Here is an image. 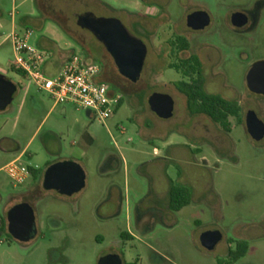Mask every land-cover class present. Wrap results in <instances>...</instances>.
<instances>
[{
    "label": "rangeland",
    "instance_id": "374dc122",
    "mask_svg": "<svg viewBox=\"0 0 264 264\" xmlns=\"http://www.w3.org/2000/svg\"><path fill=\"white\" fill-rule=\"evenodd\" d=\"M197 10L210 17L202 30L186 26V16ZM12 11L15 19H38L28 23L30 44L38 36L53 38L66 52L113 72L124 90H113L122 102L111 117L99 120L78 110L79 136L66 130L56 112L46 116L50 95L10 68L11 44L2 39L11 30ZM83 12L118 19L145 44L135 82L113 69L90 32L65 29ZM236 12L247 17L242 27L230 22ZM0 22V73L17 85L12 102L0 111V143L3 135L15 136L19 150L25 147L19 161L40 172L47 163L70 160L85 174V186L72 195L45 189L42 179L31 176L17 185L0 153V264H99L113 253L138 264H264V137L253 140L244 124L248 110L264 122V95L245 83L252 63L264 60V0H0ZM175 36L186 38L187 51L170 50ZM189 53L201 60L204 91L239 104L230 132L205 115L189 114L176 90L175 82L186 77L169 63ZM152 92L173 98L171 117L151 112ZM52 130L63 131L61 139ZM171 182L191 193L190 203L177 212L168 208ZM19 202L34 212L36 234L27 243L14 240L6 226L7 210ZM207 231L221 235L212 250L199 240ZM228 239L246 241V254L230 261Z\"/></svg>",
    "mask_w": 264,
    "mask_h": 264
},
{
    "label": "water",
    "instance_id": "95a60500",
    "mask_svg": "<svg viewBox=\"0 0 264 264\" xmlns=\"http://www.w3.org/2000/svg\"><path fill=\"white\" fill-rule=\"evenodd\" d=\"M207 12L197 10L186 16V26L193 30H202L209 25ZM230 22L234 27H242L247 17L241 12L233 13ZM76 25L91 33L111 56L118 72L135 82L142 71L147 55L145 44L128 32L116 18L97 17L91 12H83L76 17ZM247 89L254 94L264 95V60H257L249 67L245 75ZM17 85L0 73V111L4 110L13 99ZM152 113L159 118H169L173 114V98L162 92H152L147 98ZM244 124L249 136L260 141L264 137V122L254 111L248 110L244 116ZM45 189H53L60 194L72 195L85 186V174L82 167L74 161H57L48 165L42 178ZM7 230L12 238L19 242H27L36 234L35 218L32 207L26 202L11 206L6 213ZM218 231L203 232L201 245L212 250L220 240Z\"/></svg>",
    "mask_w": 264,
    "mask_h": 264
},
{
    "label": "built area",
    "instance_id": "2783aa9c",
    "mask_svg": "<svg viewBox=\"0 0 264 264\" xmlns=\"http://www.w3.org/2000/svg\"><path fill=\"white\" fill-rule=\"evenodd\" d=\"M32 35L33 30L24 27L12 28L3 37L2 42L9 41L11 44L13 59L10 68L20 70L25 80L48 93L54 105L70 104L76 110H84L99 120H106L116 112L122 102V95L110 92L107 82L98 79V64L86 63L80 56L73 54L57 72L49 75L44 70V64L51 54L30 44ZM3 169L17 185L23 184L30 176L28 166L18 158L7 163Z\"/></svg>",
    "mask_w": 264,
    "mask_h": 264
},
{
    "label": "trees",
    "instance_id": "16d2710c",
    "mask_svg": "<svg viewBox=\"0 0 264 264\" xmlns=\"http://www.w3.org/2000/svg\"><path fill=\"white\" fill-rule=\"evenodd\" d=\"M176 48L177 52L187 51L189 42L182 36H175L170 41V50ZM169 68H173L186 79H181L175 82V88L178 92L184 95L186 108L191 115H205L224 132L231 131V117H239L240 106L234 100L225 99L217 94H210L204 91V77L202 72V63L200 58L189 53L185 58L179 59L176 63H169ZM14 72L25 79V75L18 69L11 68ZM30 176L35 179L40 175L39 169L28 167ZM191 200L190 190L180 184L171 182L168 188V208L171 211L177 212L184 206L188 205ZM1 227L3 224L1 222ZM122 238H130L131 235L123 233ZM247 251V242H237L236 248L230 255V261H236L243 257ZM122 264H138L137 259L132 262H122Z\"/></svg>",
    "mask_w": 264,
    "mask_h": 264
},
{
    "label": "crops",
    "instance_id": "0c3cea01",
    "mask_svg": "<svg viewBox=\"0 0 264 264\" xmlns=\"http://www.w3.org/2000/svg\"><path fill=\"white\" fill-rule=\"evenodd\" d=\"M12 14V15H11ZM10 17H11V25H10V29L12 28H24V27H29V22L38 20L35 19L32 16H23L19 19H15L14 15H13V11L10 12ZM76 17L77 14H74L72 21H70L68 24L65 25V29H76V27H78L76 25ZM1 24V22H0ZM79 29H82L80 27H78ZM89 32V31H88ZM100 46L102 48H104L101 43H99ZM33 45L37 46L38 48L48 51L50 52L51 56L50 58L45 62L44 64V70L46 73H48V71H53V69H55V72H57L61 66L63 65V63L71 56L73 55V53H68L66 52V49L59 46L57 44V42L53 39V38H45L43 36H38L35 37L34 41H33ZM86 63H95L93 62L92 59L86 58L83 59ZM100 66V68H102V65H100L99 63H96ZM98 79L102 80V78L98 75ZM22 103L24 104V99H22L21 101V105ZM58 105H52L49 110L46 113L47 115H50L52 113L56 112V116H57V120L60 121L61 123H66L67 127L66 130L69 132V130H73L75 129L76 134H78L79 136H81V129L82 127L79 125V121L77 119L76 116V112L78 110H76L75 108H73L70 104H62L60 105V108H57ZM87 115L89 117H91L90 113L87 112ZM50 133L55 136L58 137L59 139H61V135L63 134V131L61 130H52L50 131ZM82 136H84L85 140L88 142L92 141L91 136L88 133H83ZM4 141L3 144L0 143V153L4 156V160H6L7 162L2 166L4 167L7 163H9L10 161L19 158L21 159L22 155L24 154V150L25 147L22 148L21 150H19V145H18V140L15 136H13L12 134H8V135H3L1 136ZM64 161V160H63ZM49 164H46V167ZM0 167V169L2 168ZM45 167V168H46ZM40 180L43 178V172H40V175H38V177H36L35 179ZM1 220H0V228H1Z\"/></svg>",
    "mask_w": 264,
    "mask_h": 264
},
{
    "label": "flooded vegetation",
    "instance_id": "af4514ba",
    "mask_svg": "<svg viewBox=\"0 0 264 264\" xmlns=\"http://www.w3.org/2000/svg\"><path fill=\"white\" fill-rule=\"evenodd\" d=\"M109 55V54H108ZM109 59L112 62L113 65V69L117 71V73L125 80L130 81L128 78H126L125 76L121 75L114 62L113 59L111 58V56L109 55ZM101 78L105 79V81L107 82L110 92H114V89H118V90H124V85L118 81L113 72H111L108 69H104V68H100L99 70V74H98ZM132 82V81H131ZM8 211V210H7ZM6 218V217H5ZM4 226V225H3ZM6 226H7V221H6ZM3 228V227H2ZM19 242V241H18ZM29 242V241H27ZM26 242V243H27ZM237 242L239 241H235L234 239H228L226 241V247H227V255L230 258L231 252H233L236 248ZM21 243H25V242H21ZM122 259L120 257L119 254L117 253H113L110 255H106L105 257L101 258L99 261V264H122Z\"/></svg>",
    "mask_w": 264,
    "mask_h": 264
}]
</instances>
